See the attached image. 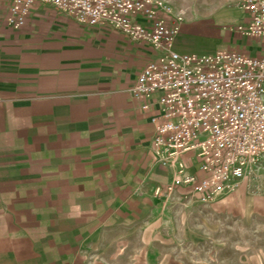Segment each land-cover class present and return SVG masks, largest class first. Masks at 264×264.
<instances>
[{
  "label": "crops",
  "instance_id": "1",
  "mask_svg": "<svg viewBox=\"0 0 264 264\" xmlns=\"http://www.w3.org/2000/svg\"><path fill=\"white\" fill-rule=\"evenodd\" d=\"M165 1L183 15L175 50L263 52L238 29L250 18L245 0ZM9 2L0 3V264H183L181 249L203 242L185 213L221 209L190 188L166 204L154 194L173 178L152 147L159 96L132 88L160 52L48 3L15 28ZM203 30L211 44L201 49ZM190 153L188 171L200 173Z\"/></svg>",
  "mask_w": 264,
  "mask_h": 264
},
{
  "label": "built area",
  "instance_id": "2",
  "mask_svg": "<svg viewBox=\"0 0 264 264\" xmlns=\"http://www.w3.org/2000/svg\"><path fill=\"white\" fill-rule=\"evenodd\" d=\"M39 3L54 5L81 24L108 22L131 41L160 52L132 88L138 97L159 96L152 147L173 178L156 187V197L166 204L184 187L211 203L240 188L264 156V49L257 56L233 50L181 53L173 44L183 15L165 0H10L9 23L22 27ZM243 7L250 18L239 31L264 45V0H245ZM189 152L200 173L188 171Z\"/></svg>",
  "mask_w": 264,
  "mask_h": 264
},
{
  "label": "rangeland",
  "instance_id": "3",
  "mask_svg": "<svg viewBox=\"0 0 264 264\" xmlns=\"http://www.w3.org/2000/svg\"><path fill=\"white\" fill-rule=\"evenodd\" d=\"M194 36L201 49L211 44L210 35L205 31ZM211 203L219 204L221 211L205 209L185 213L189 226L197 237H203V242L189 244L190 251L181 249V262L264 264V156L237 191L223 194Z\"/></svg>",
  "mask_w": 264,
  "mask_h": 264
}]
</instances>
